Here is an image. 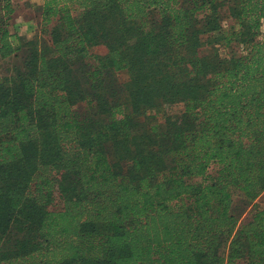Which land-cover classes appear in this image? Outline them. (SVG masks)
<instances>
[{"label": "trees", "instance_id": "trees-1", "mask_svg": "<svg viewBox=\"0 0 264 264\" xmlns=\"http://www.w3.org/2000/svg\"><path fill=\"white\" fill-rule=\"evenodd\" d=\"M41 7L52 55L0 0V264H264V0Z\"/></svg>", "mask_w": 264, "mask_h": 264}, {"label": "rangeland", "instance_id": "rangeland-1", "mask_svg": "<svg viewBox=\"0 0 264 264\" xmlns=\"http://www.w3.org/2000/svg\"><path fill=\"white\" fill-rule=\"evenodd\" d=\"M15 7V13L10 21L11 31L14 33L13 41L16 45L34 41L44 53L52 55L47 50V40L41 33L42 5L44 0H12ZM263 37V36H262ZM242 48H240L241 51ZM11 59H0V77H6L11 74ZM123 80L127 75H120ZM112 159H115L113 147L107 146ZM216 169H211L214 172ZM259 207H264V192L255 201ZM252 207L249 208V210ZM247 215V213H246Z\"/></svg>", "mask_w": 264, "mask_h": 264}, {"label": "built area", "instance_id": "built-area-1", "mask_svg": "<svg viewBox=\"0 0 264 264\" xmlns=\"http://www.w3.org/2000/svg\"><path fill=\"white\" fill-rule=\"evenodd\" d=\"M262 30L264 31V22H263Z\"/></svg>", "mask_w": 264, "mask_h": 264}]
</instances>
